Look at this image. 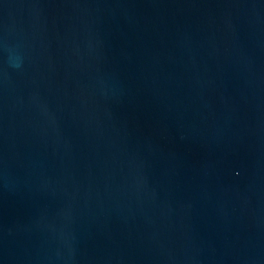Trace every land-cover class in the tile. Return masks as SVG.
Segmentation results:
<instances>
[{"label":"water","instance_id":"95a60500","mask_svg":"<svg viewBox=\"0 0 264 264\" xmlns=\"http://www.w3.org/2000/svg\"><path fill=\"white\" fill-rule=\"evenodd\" d=\"M0 264H264V0H0Z\"/></svg>","mask_w":264,"mask_h":264}]
</instances>
